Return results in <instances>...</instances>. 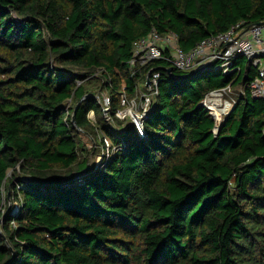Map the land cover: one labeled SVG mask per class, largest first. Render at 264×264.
<instances>
[{"label":"trees","instance_id":"1","mask_svg":"<svg viewBox=\"0 0 264 264\" xmlns=\"http://www.w3.org/2000/svg\"><path fill=\"white\" fill-rule=\"evenodd\" d=\"M239 22L264 0H0V264H264L258 68L128 63L153 29L189 51ZM151 69L142 137L115 112ZM228 85L244 90L215 132L202 102Z\"/></svg>","mask_w":264,"mask_h":264},{"label":"built area","instance_id":"2","mask_svg":"<svg viewBox=\"0 0 264 264\" xmlns=\"http://www.w3.org/2000/svg\"><path fill=\"white\" fill-rule=\"evenodd\" d=\"M177 37L175 33L162 36L153 29L147 36L136 40L128 61L133 69L132 74H135L136 68L146 66L158 59L169 60L172 66L183 71L198 69L204 65L214 67L218 65L217 67L224 73H228L238 57L246 56L249 63L258 68V72L249 84L250 93L254 98L264 99V23L249 26H245L244 22L232 24L227 31L209 36L189 51L179 47ZM166 49L169 50V54H164ZM148 75L150 83L148 84L147 79L140 83L134 97L127 94L126 87L122 88V103L115 112L116 118L125 121L126 126H134L142 137H145L144 122L154 108V99L159 93L160 72L151 69ZM98 100L103 106L106 118L114 122L110 112L112 103L110 97L105 94L102 99L98 97ZM202 104L216 120V132L220 123L230 115L238 102L234 99L231 86L228 85L210 92ZM89 117L95 119L93 110L89 113ZM105 143L106 149L103 154L107 157L110 142L106 139Z\"/></svg>","mask_w":264,"mask_h":264},{"label":"rangeland","instance_id":"3","mask_svg":"<svg viewBox=\"0 0 264 264\" xmlns=\"http://www.w3.org/2000/svg\"><path fill=\"white\" fill-rule=\"evenodd\" d=\"M242 60L245 61V63H247L248 61V57L246 56H242ZM263 61H264V58H263ZM95 84V83H94ZM232 90V94L234 96V99L238 102V98L240 96V94L243 93V90L241 87L240 88H231ZM109 91L108 90H104V91H101L100 92V98L102 99V96L107 94V95H110V93H108ZM230 92V91H229ZM100 161H101V155L99 153H96L95 156L92 158V162L96 163L97 165L100 164ZM10 174V173H9ZM17 208V207H16Z\"/></svg>","mask_w":264,"mask_h":264},{"label":"water","instance_id":"4","mask_svg":"<svg viewBox=\"0 0 264 264\" xmlns=\"http://www.w3.org/2000/svg\"><path fill=\"white\" fill-rule=\"evenodd\" d=\"M260 23H264V22H260ZM209 67H210V65H204V66L199 67L197 71H204ZM170 71H172V70L170 69ZM147 82H148V84L150 83V76H148ZM220 128H221V126H219V129Z\"/></svg>","mask_w":264,"mask_h":264}]
</instances>
